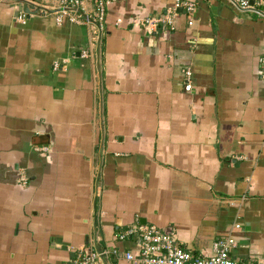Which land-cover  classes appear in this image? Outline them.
Returning <instances> with one entry per match:
<instances>
[{
    "label": "crops",
    "instance_id": "1",
    "mask_svg": "<svg viewBox=\"0 0 264 264\" xmlns=\"http://www.w3.org/2000/svg\"><path fill=\"white\" fill-rule=\"evenodd\" d=\"M190 1L149 33L174 0H116L98 42L56 0H0V264H137L136 222L264 264V17Z\"/></svg>",
    "mask_w": 264,
    "mask_h": 264
},
{
    "label": "built area",
    "instance_id": "2",
    "mask_svg": "<svg viewBox=\"0 0 264 264\" xmlns=\"http://www.w3.org/2000/svg\"><path fill=\"white\" fill-rule=\"evenodd\" d=\"M116 0H56L53 7H41L43 12L51 9L57 24L67 21L72 24L86 26L94 31L99 42L105 31V18L108 7ZM234 6L244 11H250L264 17V0H228ZM36 7L35 4L28 2ZM185 12L192 24L191 16L196 10V3L190 0H174L171 8L160 16L145 17L140 25L149 33L156 31L160 24L172 25L173 17L177 10ZM24 16L21 15L19 18ZM82 55H85L83 53ZM264 65V60H262ZM191 72H185L186 78ZM264 78V74H263ZM191 84L187 82L185 90H189ZM118 239L133 238L137 241V251L126 252L125 259L133 260L137 264H250L232 257L230 251L234 241L230 237L217 239L213 245V254L209 256L196 255L190 250L178 245L175 237L168 232L161 231L156 227L140 224L126 228L117 235ZM115 250L107 248L97 250L93 247H81L74 259L63 264H102Z\"/></svg>",
    "mask_w": 264,
    "mask_h": 264
},
{
    "label": "water",
    "instance_id": "3",
    "mask_svg": "<svg viewBox=\"0 0 264 264\" xmlns=\"http://www.w3.org/2000/svg\"><path fill=\"white\" fill-rule=\"evenodd\" d=\"M33 6L29 5L28 2L24 3V7H23V11L29 13L30 12V8H32ZM38 9V8H37ZM37 11V10H36ZM180 11V10H179Z\"/></svg>",
    "mask_w": 264,
    "mask_h": 264
}]
</instances>
